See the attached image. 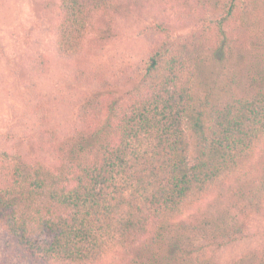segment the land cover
<instances>
[{"label":"trees","instance_id":"obj_1","mask_svg":"<svg viewBox=\"0 0 264 264\" xmlns=\"http://www.w3.org/2000/svg\"><path fill=\"white\" fill-rule=\"evenodd\" d=\"M54 2V57L87 54L150 8L159 18L144 32L161 39L127 76L130 88L95 75L70 134L40 116L50 138L35 155L0 149V264H222L215 252L240 238L235 222L264 210V159L254 162L264 149V46L253 72L256 43L241 46L251 29L262 41L264 0ZM171 20L191 30L172 36ZM45 55L29 60L38 77ZM78 71L83 82L94 75ZM220 192L229 194L221 218L178 222ZM245 257L232 264H264V254Z\"/></svg>","mask_w":264,"mask_h":264},{"label":"rangeland","instance_id":"obj_2","mask_svg":"<svg viewBox=\"0 0 264 264\" xmlns=\"http://www.w3.org/2000/svg\"><path fill=\"white\" fill-rule=\"evenodd\" d=\"M46 1L0 0V149L12 151L17 148L28 156L37 153L39 138H50L48 133L43 134L46 126L38 129L40 116L49 119L51 131L60 137L70 134L78 126L77 100L93 85L95 75L124 79L119 90L130 88L135 80L126 79L127 76L145 58L152 44L161 39L158 33L144 32L150 21L159 18L157 9L150 8L141 15L123 20L114 35L105 39L100 47H91L87 54H77L75 59L61 55L54 57L50 48L51 27L57 9L55 2L49 0L53 8L47 13ZM258 9L261 15L264 14V2ZM257 23V29H264V18ZM169 26L172 36L191 30L189 22L171 20ZM248 33H252L251 36ZM241 35L244 48L256 43L255 56H247L249 61L255 62L249 70L256 71L261 68L256 64L263 55L264 36L261 42L254 41V29L241 32ZM37 52H44L51 59V65L39 77L29 66L31 55ZM231 61L227 66H231ZM78 67L85 73L92 71L94 75L83 82L77 78ZM254 154V162L259 165L264 159V149H258ZM220 193L219 198L214 194L208 199L210 203H204L198 210L185 212L178 222L200 217L202 211L212 218H221L222 207L218 209L217 206L222 201L223 204L229 194ZM233 228L240 229L241 236L215 252L220 263L232 264L243 255L246 256L242 260L245 263L264 254V210L253 208L235 222Z\"/></svg>","mask_w":264,"mask_h":264}]
</instances>
